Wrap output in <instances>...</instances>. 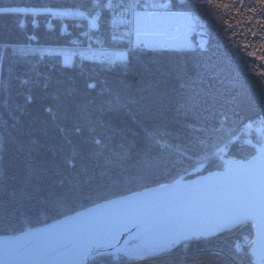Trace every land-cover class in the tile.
Returning a JSON list of instances; mask_svg holds the SVG:
<instances>
[{"label": "trees", "instance_id": "trees-1", "mask_svg": "<svg viewBox=\"0 0 264 264\" xmlns=\"http://www.w3.org/2000/svg\"><path fill=\"white\" fill-rule=\"evenodd\" d=\"M0 7L95 9L86 0H0ZM173 8L199 16L203 50L135 48L122 63L71 68L22 47L65 45L57 28H32L29 17L20 27V15L0 14V235L170 183L198 164L203 173L221 171L214 152L223 145L236 160L255 154L230 141L247 123L264 120V0H185ZM99 12L108 36V14ZM251 239L247 223L163 254L100 261L252 264Z\"/></svg>", "mask_w": 264, "mask_h": 264}, {"label": "water", "instance_id": "water-1", "mask_svg": "<svg viewBox=\"0 0 264 264\" xmlns=\"http://www.w3.org/2000/svg\"><path fill=\"white\" fill-rule=\"evenodd\" d=\"M261 146L247 160L232 158L233 164L221 171L192 179L180 177L27 229L24 232H29V236L0 244V264H89L97 257L109 256L97 255L89 252L90 249L106 250L114 255L130 240H155L185 232H192L193 239L207 238L247 223L252 226L249 253L259 261V245L253 244L257 223L253 215L206 235L198 233L217 218L236 214L241 205L249 204L257 168L262 163L258 160ZM9 236L12 235H0V238ZM109 243L114 247L108 248Z\"/></svg>", "mask_w": 264, "mask_h": 264}, {"label": "built area", "instance_id": "built-area-1", "mask_svg": "<svg viewBox=\"0 0 264 264\" xmlns=\"http://www.w3.org/2000/svg\"><path fill=\"white\" fill-rule=\"evenodd\" d=\"M91 7L95 8L90 16H78L73 9H36L33 12L37 14V17H33L32 26L37 28L42 26L47 30H53L58 27L62 36L69 37V42L64 46L56 47H42V50L48 55H55L61 58L63 65L71 66L75 61L79 62H91L95 64H114L118 61H123L133 46H138L143 43V38L146 35H151L156 31H148L145 25L141 29L137 30L136 16L137 14L145 18L146 22L151 24L152 21L164 20L165 15H161L162 12L167 10L173 0H87ZM181 3L184 0H180ZM130 5H136V7H130ZM156 5V7H152ZM166 6V7H164ZM102 9L108 14L109 27L113 28V39L116 38L119 41H125L127 46L125 48L110 47L105 45V41L101 38L99 31H94L93 28L97 26L100 12ZM32 10V9H31ZM2 10H0L1 12ZM31 13V12H30ZM169 17H180L183 14L173 13L167 14ZM38 16H42L40 19ZM187 21L193 22L189 15L184 16ZM156 18V19H154ZM152 25V24H151ZM187 31H191L190 26ZM91 32L94 34L92 35ZM76 33V34H74ZM158 36L161 32H156ZM161 36V35H160ZM180 37V33H170L169 39H177ZM134 41H131V39ZM190 44V43H189ZM161 45L158 46L160 48ZM164 49L168 47L162 46ZM179 49V48H176ZM1 64V56H0ZM245 242H236L234 244V250L236 253H241ZM94 264H101L99 258L96 259Z\"/></svg>", "mask_w": 264, "mask_h": 264}, {"label": "rangeland", "instance_id": "rangeland-1", "mask_svg": "<svg viewBox=\"0 0 264 264\" xmlns=\"http://www.w3.org/2000/svg\"><path fill=\"white\" fill-rule=\"evenodd\" d=\"M185 1V0H184ZM89 2V1H88ZM182 4L181 2H180V0H173V2H172V5L167 9V10H165L164 12H162L161 13V15H165L166 14V16H165V18H164V20L166 19V18H168L169 16L167 15V14H173V13H178V14H183V16H180V17H178V19L179 20H182V21H187V19L184 17L185 15H189L190 16V18L193 20V22L191 23V22H189V21H187V23H188V27L190 26V28H191V31L189 32L188 31V34H187V39H188V41H189V43H190V46L188 47V48H179L178 50H175L176 48H170L169 46H167L168 47V49H164V48H162V46H160V48H153V49H148V50H165V51H171V50H173V51H193V50H203L204 48H205V46H206V43H207V36H206V34H205V32L203 31V29H202V25H201V20H200V18H199V16L198 15H196V14H194V13H192V12H189V11H185V10H181V9H176V8H173V6H174V4ZM184 3V2H183ZM195 3L196 2H193V5H195ZM89 5H90V3H89ZM91 6V5H90ZM44 8H50V7H44ZM44 8H31V7H13L9 12L10 13H15V14H18V15H20V16H26V17H29V19H33V17L35 16V17H37V14H35V13H33V12H35V11H37L36 9H44ZM32 9V10H31ZM50 9H53V8H50ZM35 10V11H34ZM57 10H60V9H57ZM31 12V13H30ZM2 13H4V12H0V14H2ZM8 13V12H7ZM78 16H90V15H92L91 13H81L80 11H76L75 12ZM42 16H38V18L40 19ZM108 20V19H107ZM163 20V21H164ZM32 23V22H31ZM108 25H109V23H108ZM144 25H145V28L148 30V31H152V32H154V31H158V32H164V29L162 28V27H158V26H155V25H151V24H149V23H147L146 22V24L144 23ZM32 28H35V27H33L32 26ZM57 29H58V27H56ZM175 27H171V29H174ZM46 30V29H45ZM54 30V29H53ZM93 33H94V31H99L100 32V34H101V38L105 41V45H107V46H110V47H119V48H125L126 46H127V43L125 42V41H119V40H117L116 38H114L113 39V32H115V30L113 29V28H111V27H109V30H110V33H108V36H105V35H103L102 34V31H101V29H100V17H99V20H98V23H97V26L96 27H94L93 29ZM50 31H52V30H50ZM58 31H59V29H58ZM92 32H91V34L92 35H94ZM74 34H76V33H74ZM61 35V34H60ZM62 36V35H61ZM29 39L31 40V41H34V37L33 36H29ZM170 39H172V38H170ZM131 41H134V39L132 38L131 39ZM69 42V37H68V41H67V43ZM65 45H67V44H65ZM56 46H61V45H42V46H36V45H32V44H29V45H26V46H22V47H24V48H26L27 50H35L40 56H48L43 50H42V47H56ZM143 47H144V45L141 43L140 45H138V46H133L132 45V47L130 48V50L129 51H131V50H133V49H135V48H142L143 49ZM5 47L4 46H1V49H4ZM128 54V53H127ZM51 56H55V55H51ZM58 57V56H57ZM59 59H60V62H61V58L60 57H58ZM126 58H127V56L125 57V59L123 60V61H118L117 63H122V62H124L125 60H126ZM62 63V62H61ZM95 64V63H94ZM114 64H116V63H114ZM1 65V64H0ZM106 65V64H105ZM107 65H113V64H107ZM73 65H71V66H66V67H68V68H71ZM255 127H253V128H258L256 125H254ZM236 137V136H235ZM235 137H233V138H235ZM247 137H251V140L253 141V142H255V143H257V145H260V143H261V139H260V137L259 136H257V134L255 135L254 133H251L250 135H248V136H246V135H243L242 137H240L239 139H240V144H243L244 145V143H243V139H245V138H247ZM232 138V139H233ZM246 145V144H245ZM221 148H224V147H220V148H218L214 153H215V155H221L220 154V152H219V150L221 149ZM218 152V153H217ZM222 156L224 157V158H226V160L227 159H229V158H231V157H228L229 155H228V151L227 152H224V154L222 153ZM234 159V158H233ZM236 160V159H235ZM219 163L220 164H222L221 166H222V168H224L225 167V165H224V163L223 162H221V161H219ZM199 165V164H198ZM197 165V166H198ZM196 166V167H197ZM201 168H199V170H197L196 171V168H193L192 170H190V171H188L187 173H185L184 175H182V176H180V177H182V179H192V178H188V177H191V176H194V177H197V176H201V175H205V174H208V173H203V170H204V164H201V166H200ZM220 171V170H219ZM215 172V171H214ZM211 173V172H210ZM180 177H178V178H180ZM193 177V178H194ZM177 178V179H178ZM176 180V179H175ZM247 244V243H246ZM246 244H245V246H246ZM250 245V244H249ZM244 246V247H245ZM243 247V248H244ZM120 253H122V252H120ZM248 253H249V248H248ZM249 255H250V257H251V260H252V264H259V261H257L256 260V258H253V256L249 253ZM151 256V255H150ZM102 257V256H101ZM101 257H98L99 259L101 258ZM96 259V258H95ZM94 260V259H93ZM90 263V262H89Z\"/></svg>", "mask_w": 264, "mask_h": 264}, {"label": "snow or ice", "instance_id": "snow-or-ice-1", "mask_svg": "<svg viewBox=\"0 0 264 264\" xmlns=\"http://www.w3.org/2000/svg\"><path fill=\"white\" fill-rule=\"evenodd\" d=\"M208 2L211 4L212 0H208ZM130 7H136V5H130ZM152 7H156V5H152ZM136 23L137 30L139 32V30L145 23V18L137 14ZM245 47H247V45H245ZM250 55H254V53H250ZM258 58L261 60L262 63H264V56ZM260 75L264 76V73H260ZM259 123L260 125L264 126V120H261ZM261 130L264 131V129ZM258 153V160H260L262 163L257 168L256 178L253 185V194L249 204L241 205L236 214L219 217L214 220L211 224L205 225L204 228H202L198 234L206 235L210 231L219 230L239 220H242L246 218L247 215H253L255 216L257 221L255 225L256 239L253 240V244L259 245V264H264V145H262L258 149ZM184 238L187 239L188 236L185 235ZM175 242L176 241L174 239H170L156 241L145 245L134 246L133 248L126 250L124 254L128 256H149L163 254L169 251L175 245ZM107 247L112 248L114 247V245L109 243ZM89 252H95L97 255H112L111 253H107L106 250L104 252H101L100 249H90Z\"/></svg>", "mask_w": 264, "mask_h": 264}, {"label": "bare ground", "instance_id": "bare-ground-1", "mask_svg": "<svg viewBox=\"0 0 264 264\" xmlns=\"http://www.w3.org/2000/svg\"><path fill=\"white\" fill-rule=\"evenodd\" d=\"M12 8L13 7H0V10H2L1 12H4V13H7V12L10 13L9 11ZM68 9H71V8H68ZM74 11H76V10H74ZM81 13H84V12H81ZM20 17H21V19H20L19 26L20 27H24L25 26V19L24 18L26 16L24 15V16H20ZM107 19H108V17H107ZM31 21H32V18L29 20L30 26L32 27ZM151 24L155 25V26H158V27H162L164 29V32L160 33L161 36L160 35L158 36V34L156 32L155 33H151V35L144 36V38H143V40H144L143 41V43H144L143 49L148 50L146 48V46L147 47H152V48H158L159 45L165 46V47L169 46L170 48H188L190 46L189 41L187 39V34H188V31H187L188 23H187V21H182V20H179L177 17H172L171 16V17L166 18L164 21H161V19L154 20V21L151 22ZM172 26L175 27V28L171 29ZM170 33H173V34L180 33V37L175 39V40L174 39H169L168 37H169ZM61 46H64V45H61ZM83 63H91V62L75 61L73 66L75 64L80 65V64H83ZM61 65L66 67L65 65H63V63H61ZM254 125H256L258 128H253V127H255ZM261 129H264V126H262L260 124L247 123L243 127L242 131L239 134H237L236 137L233 138L230 141V144L234 143V142L240 143V139H239L240 137H242L243 135L248 136L251 133H254L255 135L257 134V136L260 137V139H261L260 145H257V143L253 142L251 140V137H247V138L243 139L244 140L243 143H244V145L246 144V146H249L252 149L256 150L259 146H261V144H263V140H264V131H262ZM222 147H224V148H221L219 150L221 155H216V157L219 159V161L223 162L225 166H227V165L229 166V165L233 164L232 163L233 161L231 160L232 158H229V159L226 160V158H224L222 156V153L224 154V152L228 151L229 144L223 145ZM200 166L201 165H198L196 167V171L199 170V168H201ZM19 233H22V232H19ZM17 234L18 233L10 234L12 236H9V237H6V238H0V244L6 243L8 240H10V241L20 240V239H23V238H25V237L30 235L29 232H24V233H22L20 235H17ZM185 235L188 236L187 239L184 238ZM154 239L155 240L149 239V238H143V239H140V240H138V239L130 240V241H128V242H126V243L121 245V247H120L121 250L119 252L125 253L126 250H129V249L133 248L134 246L145 245V244H149V243H153V242L161 241V240L174 239L176 241L175 243L179 244L180 242H183V241H186V240H190V239H193V238H192V232H185V233H181V234L170 236V237H165V238H160V239L159 238H154ZM130 257H132V256H130Z\"/></svg>", "mask_w": 264, "mask_h": 264}, {"label": "flooded vegetation", "instance_id": "flooded-vegetation-1", "mask_svg": "<svg viewBox=\"0 0 264 264\" xmlns=\"http://www.w3.org/2000/svg\"><path fill=\"white\" fill-rule=\"evenodd\" d=\"M251 225V224H250ZM251 228H252V226H251Z\"/></svg>", "mask_w": 264, "mask_h": 264}]
</instances>
